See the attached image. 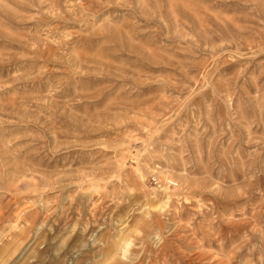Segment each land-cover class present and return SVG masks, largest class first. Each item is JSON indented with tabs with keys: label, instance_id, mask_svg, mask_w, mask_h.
Here are the masks:
<instances>
[{
	"label": "rangeland",
	"instance_id": "374dc122",
	"mask_svg": "<svg viewBox=\"0 0 264 264\" xmlns=\"http://www.w3.org/2000/svg\"><path fill=\"white\" fill-rule=\"evenodd\" d=\"M0 264H264V0H0Z\"/></svg>",
	"mask_w": 264,
	"mask_h": 264
}]
</instances>
